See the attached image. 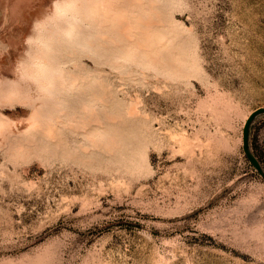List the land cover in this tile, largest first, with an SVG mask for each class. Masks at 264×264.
I'll return each mask as SVG.
<instances>
[{
    "label": "rangeland",
    "instance_id": "rangeland-1",
    "mask_svg": "<svg viewBox=\"0 0 264 264\" xmlns=\"http://www.w3.org/2000/svg\"><path fill=\"white\" fill-rule=\"evenodd\" d=\"M26 1L0 0V78L10 82ZM171 1L187 74L103 72L117 89L107 101L123 123L118 153L90 143L100 157L84 162L0 147V264H264V176L242 138L264 106V0ZM29 110L0 101L8 134ZM250 143L264 168V112Z\"/></svg>",
    "mask_w": 264,
    "mask_h": 264
},
{
    "label": "bare ground",
    "instance_id": "bare-ground-1",
    "mask_svg": "<svg viewBox=\"0 0 264 264\" xmlns=\"http://www.w3.org/2000/svg\"><path fill=\"white\" fill-rule=\"evenodd\" d=\"M171 2L33 0L21 46H14L16 77L13 82L0 78V101L24 104L29 122L16 135L11 130L10 137L0 120V147L84 162L118 153L123 123L107 101L117 89L103 72L109 67L131 74L143 65L187 74L188 38L176 32ZM90 143L99 155L91 153Z\"/></svg>",
    "mask_w": 264,
    "mask_h": 264
},
{
    "label": "water",
    "instance_id": "water-1",
    "mask_svg": "<svg viewBox=\"0 0 264 264\" xmlns=\"http://www.w3.org/2000/svg\"><path fill=\"white\" fill-rule=\"evenodd\" d=\"M263 112H264V106H260V107L256 108L255 110H253L249 114V116L247 117V119L244 123V126H243L242 138H243V149H244L246 156L251 161V163L256 167V169L264 176V168H263L260 160L258 159V157L253 152V150L251 148V143H250L251 124H252L253 120L255 119V117L257 115H259L260 113H263Z\"/></svg>",
    "mask_w": 264,
    "mask_h": 264
}]
</instances>
